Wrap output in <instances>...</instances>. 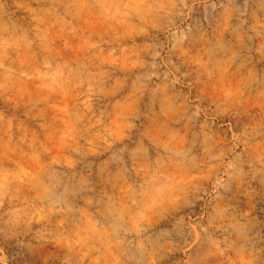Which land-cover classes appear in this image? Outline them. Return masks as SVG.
<instances>
[{
	"label": "rangeland",
	"instance_id": "1",
	"mask_svg": "<svg viewBox=\"0 0 264 264\" xmlns=\"http://www.w3.org/2000/svg\"><path fill=\"white\" fill-rule=\"evenodd\" d=\"M0 264H264V0H0Z\"/></svg>",
	"mask_w": 264,
	"mask_h": 264
}]
</instances>
